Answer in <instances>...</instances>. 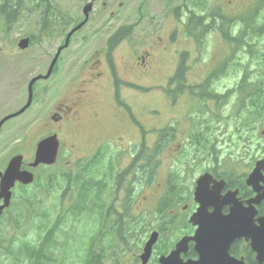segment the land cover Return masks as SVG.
<instances>
[{
  "label": "rangeland",
  "instance_id": "1",
  "mask_svg": "<svg viewBox=\"0 0 264 264\" xmlns=\"http://www.w3.org/2000/svg\"><path fill=\"white\" fill-rule=\"evenodd\" d=\"M46 1V6L55 9L54 15L52 14L53 21L56 18H61L58 22L62 23L64 27L60 26V23H54L50 27L46 26L42 17L45 14V8H35L28 1L24 3L19 17L10 27L5 24L3 18H0V120L10 112L26 105L30 81L36 76L47 74L58 48L65 43L67 36L64 31L65 25L80 22L83 19V3L87 0ZM244 1L238 0L233 8L226 12L235 10L234 8L240 9ZM123 2L126 3V0ZM127 2H130V6L124 8V21L130 26L138 27L133 30L129 37V43L135 46L142 45L145 43L143 37L155 30H159L160 34L167 35L171 31L174 32L175 27H178L179 32L176 40H169L168 51L164 55H159V60L151 77L140 76L138 79H134L133 84L136 86L134 88L127 86L124 82L126 80H123L120 85V95L126 103L131 105L128 104L132 107L138 125L135 128L130 127L122 114L118 118L111 109H107L102 120L105 128L103 131L96 129L93 133L94 137L98 135L101 137L108 130L107 133L122 134L130 141L138 140V138L143 140L142 129H144L147 134L145 137L146 145L152 147L157 137V131L167 124V119L177 116L176 122L173 124L180 132L172 145L168 149L166 148V152L162 154L158 182L154 187L148 189L150 190L148 191L150 195L149 204H152L154 200L153 195L158 193L155 190L164 188L171 159L179 150L185 154L190 153L186 158L191 159L189 162L191 166L188 171L192 172V177L185 176V180L192 179L194 182L207 170L216 167L218 171L227 173V176L233 173V175L242 177L249 173L257 160L264 159V113L259 118L250 113L240 117L241 100L237 98V95L241 93L235 90L244 80L245 74H248L246 79L248 85L252 84L253 80L264 79V68L258 65L263 54L262 49L259 48L261 41L257 43L258 48L252 49L256 52L255 56H248L245 51L240 53V58L238 57L237 61L242 62V66L232 60L234 50L231 49L230 56L226 58V63H230V68L224 67L225 63L222 60L225 53H228V47L222 43H208L203 58L199 61L198 47L192 41V35L187 28L189 18L196 16L198 12L196 0H189L192 14L188 15L185 13V9L182 12L179 10L182 0H127ZM224 2L225 0H221V5ZM242 10L252 11L255 9L242 8ZM69 29L70 26L67 30ZM192 34L194 33L192 32ZM151 36L156 38V35ZM27 37L31 39L30 46L26 50H21L18 43L22 38ZM108 37L109 35L106 34L93 35L88 29H84L71 38L69 47L61 53L54 75L48 80L38 81L34 84V99L30 109L20 120H13L2 128L0 134V171H4L10 154L15 153L18 149L25 153L27 162L33 160L36 144L40 137H44L41 125L47 121V116L53 110L56 102L69 100L74 96L80 79L83 80L88 77L91 62L94 58L99 57L102 49L106 47ZM186 52H188L187 65L189 66L186 71V84L189 86L203 84L202 75H206L209 66L215 64L220 70L219 76L215 80L206 79L204 81L205 83L209 80V88H207L206 94L225 95L224 97L220 96L219 101L217 100L218 115L213 122V136L209 148L204 151L203 149L197 150L195 148L197 146L191 142L189 136L194 126L202 121L205 114L202 110L207 108V100L204 102L199 96L194 97L188 92L178 103L180 104L178 111L172 110L166 100L165 88L169 82L166 81V78L171 70H176L177 56ZM114 55L118 66L117 70L120 72L121 78H124L126 68L120 58V50H117ZM249 61L251 63L247 66ZM223 69H229L228 73H225ZM135 75L138 74L135 73ZM199 91L202 92V90ZM113 93H115V84ZM107 94L108 89L102 95L105 103L108 100ZM226 94L237 95L227 98ZM20 139H24V141L17 148ZM62 139L64 143L62 142L60 147L58 169H73L77 165V160L91 156L92 142L85 131L80 134L65 135ZM71 144H75V147L73 148ZM110 152L116 154L115 150H110ZM130 158L126 160L129 161ZM114 159L117 164V156ZM126 164L127 162L122 166ZM41 172L39 169L36 171V175ZM107 177L110 178L111 175H107ZM105 184L107 189L113 191L115 188L112 183ZM58 188H64V184L58 183ZM52 189L55 190L56 186H52ZM58 195H61V192ZM106 200V204L111 202L109 197ZM37 209L45 210L46 205L37 207ZM59 210L65 211L66 207H60ZM88 210L72 217V225L68 226L70 231L64 229V234H61L63 239H68L73 243L69 235L72 232L85 233L86 230L82 227L86 224L88 231L84 240L81 241L85 247L88 241L87 246L90 248L93 242L91 238L98 232L99 227L97 224L98 217L93 216L92 219ZM29 225L30 215L27 210L24 213V222L21 226L18 224L15 226L6 212L0 220V235L6 238V244H10L12 249H17L20 243L23 244L30 238L35 239V232L29 229ZM92 227L93 230L90 232ZM74 237L77 235L74 234ZM75 248L80 249L79 247ZM84 255L83 251L76 252L71 255V258H67L68 261L63 264H83L82 260L86 256ZM0 258L3 263L5 256H0ZM15 263L17 264V261L13 258L5 261V264ZM25 264L27 263L25 262Z\"/></svg>",
  "mask_w": 264,
  "mask_h": 264
},
{
  "label": "flooded vegetation",
  "instance_id": "2",
  "mask_svg": "<svg viewBox=\"0 0 264 264\" xmlns=\"http://www.w3.org/2000/svg\"><path fill=\"white\" fill-rule=\"evenodd\" d=\"M196 1L197 26L193 27L196 36L192 35L191 39L198 47L199 61L203 58L208 43H222L228 47V53H225L222 60L225 63L224 67L230 68V63H226V58L230 56L231 49L234 50L232 60L242 66V62L237 61V58H240V53L245 51L250 56V51L253 48H258L257 43L261 41L259 48L263 51L261 61L262 68H264V0H245L240 9L234 8L235 10L229 12L226 11L233 8L238 0H225L223 5H221V0ZM88 2L92 3L88 21L75 34L88 29L93 35H109L106 47L102 49L99 57L92 60L88 77L80 79L74 96L69 100L58 101L53 106V110L47 116V121L41 125V129L44 131L43 138L57 135L61 146L63 136L80 134L85 131L92 142L93 149L90 157L99 152L104 155L110 150H115L116 156H118L120 150H124L127 151L123 157V162H125L127 158H132L131 154L135 155L139 150L140 141L130 142L122 134L112 135L107 133L108 130L101 137L99 135L94 137L93 133L96 129L103 131L105 128L102 120L107 109H111L118 118L122 114L130 127L135 128L138 125L131 105L126 103L120 95V85L123 80H126L124 81L126 85L134 88L136 87L133 84L134 79H138L140 76L151 77L159 55H164L168 51L169 40H176L179 30L178 27H175V31H171L167 35L160 34L159 30H155L143 37L144 44L135 46L128 42L129 37L126 40L114 39L128 26L124 21V8H128L130 2L127 0L126 3L123 0H87L83 4L86 5ZM189 4V0H182L179 10L182 12L185 9L187 15L192 14ZM259 7L260 10H258ZM242 8L257 10L244 11ZM60 19L56 18V22L54 20L53 24L60 23L58 22ZM83 20L65 25L64 31L67 34L70 33ZM60 24L63 26L62 23ZM69 26L70 29L67 30ZM151 35H156V38ZM117 50H120V58L126 68L124 78H121L122 76L117 70L118 66L114 55ZM187 57L188 52L184 57L177 56V68L171 70L166 78L170 86L166 94L167 97H165L170 108L176 109V111L180 107L178 103L187 94L186 92L174 94L171 81L180 66H187ZM250 63L251 61L247 66ZM223 70L225 73L229 71V69ZM219 72L220 70L215 64L209 66L206 75H202L203 83L206 79L217 78ZM114 84L115 93L112 94ZM106 89H108V100L105 103L102 95L105 94ZM191 95L199 96L204 102L207 100V108L202 110L205 112L204 119L206 121L217 115V100L220 96H225L205 94L203 91ZM173 107L175 108L173 109ZM21 108L10 112L7 116L17 113ZM24 114L9 121L20 120ZM176 119L177 116H172L171 119H167V124H165L171 133L180 132L173 124ZM23 141L24 139L19 140L17 148L22 145ZM172 142L171 140L168 147L172 145ZM71 145L73 148L75 147V144ZM178 152L171 159L169 171L174 169L175 155ZM17 154H22L26 159L25 153L18 149L15 153H11L9 160ZM257 161L251 171L242 177L233 175V173L227 176L226 173L218 171L217 167L206 171L212 175L214 180L225 181L226 185L223 189H217L213 188L215 182H211L209 193L212 196L204 197L203 204L196 201L195 190L198 179L204 173L186 189L167 188L165 181L164 188L155 190L158 193L153 195L152 204H149L148 191L150 190L140 189L134 182L136 188L134 187L125 198L127 204L101 207V215H97V217L101 216L103 221L104 247L97 254L99 256L95 257L101 259L100 264H264V256H259L258 253L262 248L264 250V196L258 198L259 195L264 194V170L260 176V189L255 190L247 183V178L255 168ZM191 173L188 171L185 175L192 177ZM119 192L125 195L127 190H119ZM205 203L208 205L204 206ZM200 208L202 210L199 212ZM196 214H199V219L193 221ZM93 216L91 207L90 217ZM228 217L233 219L230 221L217 220ZM201 228H206V230L198 232ZM197 232L199 240L195 241L192 238L196 236ZM152 235H156V240L148 257L145 258L146 246ZM259 237H261V242L258 245L255 241ZM205 249L209 250L213 256H201L200 251Z\"/></svg>",
  "mask_w": 264,
  "mask_h": 264
},
{
  "label": "trees",
  "instance_id": "3",
  "mask_svg": "<svg viewBox=\"0 0 264 264\" xmlns=\"http://www.w3.org/2000/svg\"><path fill=\"white\" fill-rule=\"evenodd\" d=\"M26 1L34 5L35 8H45V14L42 16L43 21L46 26L53 24L54 9L46 6V0H0V18H3L6 25L10 27L15 22ZM190 26H197L195 15L191 18ZM130 32L131 28L129 27L114 39L122 40ZM190 33L192 34V32ZM250 54L253 57L256 52L251 50ZM258 65L262 67L261 60ZM185 71L186 67L180 66L176 76L171 81L174 94H180L186 90L192 93H195L197 89L207 91L209 82H205L201 86L186 85ZM247 78L248 74H245L244 80L240 82L235 90L241 93L237 95V98L241 100L239 115L242 117L244 114L250 113L259 118L264 113V79L253 80L252 84L248 85L246 83ZM174 85L176 86L174 87ZM204 93L206 94V92ZM213 131V124L199 122L192 129L189 139L197 146L195 147L197 150L203 149L204 151L210 146ZM174 136L175 134L171 133L169 128H165L159 131L157 143L153 148L143 144L132 164L121 174L118 173L114 177L117 189L125 187L128 175H131L130 188H133L134 181L139 182L141 188L153 185L158 176L162 154ZM189 154L187 152L182 155L178 162H184ZM76 164L73 169H58L57 166L44 167L40 173L44 177L43 175L39 176L34 185L22 187L21 191L14 195L12 206L7 211L9 218L15 226L17 224L21 226L24 222V213L27 210L30 215L29 229L35 232V239L30 238L23 244L20 243L17 249H12L10 244H6V238L0 235V256H5L4 262L0 261V264H5V261L7 262L10 258L15 259L17 264H25V262L27 264H63L68 261L67 258H71V255L80 251L88 256L82 260L83 264H100L98 258H92V256H99L93 245L96 244V240L98 244L101 243L102 236L98 237V234L101 233L102 228L97 229L98 233L93 236L92 248L87 246L88 241L86 247L83 246L81 241L84 240V236L88 231L86 224L82 227L85 228V233L72 232L69 235L73 243L68 239L69 242L63 239L61 234H64V229L70 231L68 226L72 225V217L85 212L90 204L95 207L93 211L97 213L100 212L98 207L107 202V197H109V200L115 197L112 190L107 189L104 184L105 177L111 175L110 178H112V171H115V169L107 172V169H105V156L96 157L93 160L82 159ZM182 180H184L182 175L175 171L168 178V188L186 189L188 186ZM60 182L64 184V188H58ZM52 186H56V189L53 190ZM57 192H61V195H58ZM43 205H46L45 210L41 209L40 211V209H37V207ZM60 207H66V210H59ZM97 224L98 227L101 226L100 221ZM91 230H93V227L90 232ZM97 230L95 231L97 232ZM74 234L77 237H74Z\"/></svg>",
  "mask_w": 264,
  "mask_h": 264
},
{
  "label": "water",
  "instance_id": "4",
  "mask_svg": "<svg viewBox=\"0 0 264 264\" xmlns=\"http://www.w3.org/2000/svg\"><path fill=\"white\" fill-rule=\"evenodd\" d=\"M92 5L91 4H87L84 8V14L86 15V20L79 25L77 28H75L67 37L66 40V44L59 49L58 54L56 56V58L53 60L48 73L45 76H37L34 79H32V81L30 82L29 85V100L27 105L19 112V114L23 113L27 108H29L32 104L33 101V86L34 84L39 81L40 79H48L53 71V68L58 60V57L61 53V51L66 48L69 45V41L71 36L77 31L79 30L88 20V15H89V11L91 10ZM30 45V38H25L20 40V42L18 43V46L21 50H25L29 47ZM11 116L7 117L6 119H4L1 123H0V129L2 127V125L4 124V122L6 120H8ZM58 140L57 138L54 137H49L43 141H41L38 144L37 147V151H36V155H35V160L34 162L30 165L31 167H38L40 164H45V165H52L56 162L57 159V153H58ZM23 164V156L18 155L16 157H14L13 159H11V161L8 164L7 169L5 170L4 173H0V200H3V204L0 205V217L3 213V211L10 206L11 203V199H12V188L15 186V184L17 182H20L24 185H29L31 183L34 182L35 180V176L33 173H31L30 171L27 170H21ZM264 170V160H261L259 162H257L256 168L253 171V173L249 176L247 183L249 186H252L255 190L260 189V181H261V173ZM211 182H215V185L213 186V188H217V189H223L225 187V182L224 181H214L212 176L210 174H205L202 177L199 178L198 182H197V188H196V200L197 202H200L203 204L202 199L204 197H207L208 195H210L209 193V189L211 188ZM212 195H210L211 197ZM264 196V194L259 195V197ZM208 204L205 203L204 206H207ZM202 210V208L199 209V212ZM199 219V214L195 215L193 217V221H198ZM232 217H228V218H219L217 220H221V221H230L232 220ZM206 230V228H201L198 230L199 231H203ZM196 234L195 237H193L192 239L197 241V239L199 240V234ZM240 236V235H237ZM156 238L155 236H152L151 240L148 242L147 246H146V252H145V258L148 257L151 247L153 245V243L155 242ZM255 242L258 243V245L261 242V237L258 238V240H256ZM263 249V248H262ZM259 250V256H264V250ZM214 252V251H212ZM201 256H213L211 255L209 250H201L200 251Z\"/></svg>",
  "mask_w": 264,
  "mask_h": 264
},
{
  "label": "bare ground",
  "instance_id": "5",
  "mask_svg": "<svg viewBox=\"0 0 264 264\" xmlns=\"http://www.w3.org/2000/svg\"><path fill=\"white\" fill-rule=\"evenodd\" d=\"M102 83V82H101Z\"/></svg>",
  "mask_w": 264,
  "mask_h": 264
}]
</instances>
